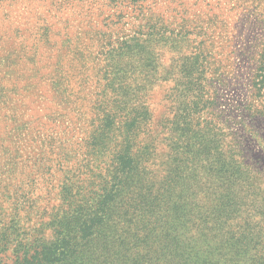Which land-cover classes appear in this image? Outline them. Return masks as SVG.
<instances>
[{
	"label": "rangeland",
	"instance_id": "1",
	"mask_svg": "<svg viewBox=\"0 0 264 264\" xmlns=\"http://www.w3.org/2000/svg\"><path fill=\"white\" fill-rule=\"evenodd\" d=\"M99 235L264 264V0H0V264Z\"/></svg>",
	"mask_w": 264,
	"mask_h": 264
},
{
	"label": "trees",
	"instance_id": "2",
	"mask_svg": "<svg viewBox=\"0 0 264 264\" xmlns=\"http://www.w3.org/2000/svg\"><path fill=\"white\" fill-rule=\"evenodd\" d=\"M104 219L105 216L100 217V225L104 222ZM99 236L100 242L95 249L90 248L92 256L95 257V264H128L129 259L126 258V255H123L124 253H127L126 250L109 253V246L106 243H101L102 236ZM175 241L176 240L173 239L167 243V246L171 245L170 247L174 253L166 251L162 258L160 257L157 259H152L147 252H141L143 251L141 244L127 245L129 249H133L134 253V255L131 256V264H219L207 259L206 249L194 247V245H190L189 243L178 249L174 246ZM70 250L71 249H69L64 243L59 245L55 244L46 249L43 248L42 250L35 252L34 260L36 259V262H34V264H40V261H43V264H65L68 259L74 257L73 254L69 253ZM120 255H123V257ZM44 260L46 262H44Z\"/></svg>",
	"mask_w": 264,
	"mask_h": 264
}]
</instances>
